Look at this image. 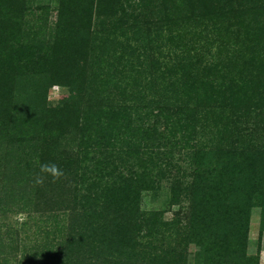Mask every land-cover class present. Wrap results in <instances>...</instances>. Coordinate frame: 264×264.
<instances>
[{"label": "trees", "instance_id": "obj_1", "mask_svg": "<svg viewBox=\"0 0 264 264\" xmlns=\"http://www.w3.org/2000/svg\"><path fill=\"white\" fill-rule=\"evenodd\" d=\"M37 2L0 0V264H259L264 0Z\"/></svg>", "mask_w": 264, "mask_h": 264}, {"label": "rangeland", "instance_id": "obj_2", "mask_svg": "<svg viewBox=\"0 0 264 264\" xmlns=\"http://www.w3.org/2000/svg\"><path fill=\"white\" fill-rule=\"evenodd\" d=\"M46 0H38L37 4L41 5ZM51 20L54 19V16L52 14V17L50 18ZM216 48L213 47L212 50L208 53V61L213 60V56L215 57V51ZM104 67V74L108 76L109 74L112 75V73H115V76L111 81H117L118 77V72L114 71L111 73L109 71L108 67ZM119 76V75H118ZM106 79H109L107 77ZM119 80V79H118ZM110 83V82H108ZM164 84V83H163ZM110 86V85H109ZM108 86V87H109ZM61 96L60 89L58 87H53L48 94V101L50 104L54 105L56 104L57 100ZM246 134V132H244ZM179 156L174 155V158H178ZM160 190L151 193H147L143 195V198L141 200V205L140 208L143 211H164L165 216L167 220L171 219L172 217V212L175 211L177 208L174 207L173 210L169 211V191H170V180H164L161 185H160ZM260 223H261V216H260V211L259 209L255 208L250 216V222H249V233H248V243H247V254L251 256H256L258 258V263L259 264H264V233L261 234V239H259V230H260ZM259 251V252H258Z\"/></svg>", "mask_w": 264, "mask_h": 264}, {"label": "clouds", "instance_id": "obj_3", "mask_svg": "<svg viewBox=\"0 0 264 264\" xmlns=\"http://www.w3.org/2000/svg\"><path fill=\"white\" fill-rule=\"evenodd\" d=\"M40 172L44 175L36 178L35 182L37 184H42L45 176L51 177L53 182L60 180L65 176L64 171L61 168H59V166L56 164H49V163L42 164L40 166Z\"/></svg>", "mask_w": 264, "mask_h": 264}]
</instances>
